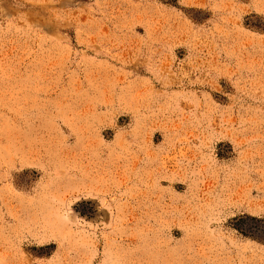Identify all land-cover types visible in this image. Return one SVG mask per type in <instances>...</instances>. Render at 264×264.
<instances>
[{
  "label": "rangeland",
  "instance_id": "obj_1",
  "mask_svg": "<svg viewBox=\"0 0 264 264\" xmlns=\"http://www.w3.org/2000/svg\"><path fill=\"white\" fill-rule=\"evenodd\" d=\"M0 264H264V0H0Z\"/></svg>",
  "mask_w": 264,
  "mask_h": 264
},
{
  "label": "trees",
  "instance_id": "obj_2",
  "mask_svg": "<svg viewBox=\"0 0 264 264\" xmlns=\"http://www.w3.org/2000/svg\"><path fill=\"white\" fill-rule=\"evenodd\" d=\"M240 230H242V229H240Z\"/></svg>",
  "mask_w": 264,
  "mask_h": 264
}]
</instances>
